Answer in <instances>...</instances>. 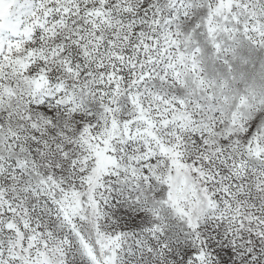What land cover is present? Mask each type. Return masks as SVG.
Listing matches in <instances>:
<instances>
[{
    "label": "snow or ice",
    "instance_id": "snow-or-ice-1",
    "mask_svg": "<svg viewBox=\"0 0 264 264\" xmlns=\"http://www.w3.org/2000/svg\"><path fill=\"white\" fill-rule=\"evenodd\" d=\"M0 264H264V0H0Z\"/></svg>",
    "mask_w": 264,
    "mask_h": 264
}]
</instances>
